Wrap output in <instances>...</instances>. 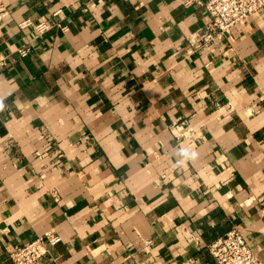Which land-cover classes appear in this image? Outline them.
<instances>
[{
  "label": "crops",
  "instance_id": "1",
  "mask_svg": "<svg viewBox=\"0 0 264 264\" xmlns=\"http://www.w3.org/2000/svg\"><path fill=\"white\" fill-rule=\"evenodd\" d=\"M7 4L0 264L46 233L61 241L39 264H215L206 246L233 229L264 263V10L190 54L198 5ZM53 13L64 30L17 27Z\"/></svg>",
  "mask_w": 264,
  "mask_h": 264
},
{
  "label": "built area",
  "instance_id": "2",
  "mask_svg": "<svg viewBox=\"0 0 264 264\" xmlns=\"http://www.w3.org/2000/svg\"><path fill=\"white\" fill-rule=\"evenodd\" d=\"M9 0H0V28L10 15ZM187 8L194 5L203 7L208 14V23L191 33L187 39L190 54L211 49L216 41L231 35L234 29L243 26L250 17L264 10V0H179ZM21 31H28L29 43L55 30H64L58 13L41 17L38 21L24 20L17 25ZM28 49L17 51L26 56ZM8 55L0 52V72L8 65ZM61 239L54 233H46L31 242L14 246L8 252L13 264H39L47 255L48 248L59 244ZM215 264H264L250 250L239 230L233 229L223 237L206 246Z\"/></svg>",
  "mask_w": 264,
  "mask_h": 264
},
{
  "label": "clouds",
  "instance_id": "3",
  "mask_svg": "<svg viewBox=\"0 0 264 264\" xmlns=\"http://www.w3.org/2000/svg\"><path fill=\"white\" fill-rule=\"evenodd\" d=\"M179 156L181 157V163L187 161H194L197 159V153L186 148H180L178 151Z\"/></svg>",
  "mask_w": 264,
  "mask_h": 264
}]
</instances>
